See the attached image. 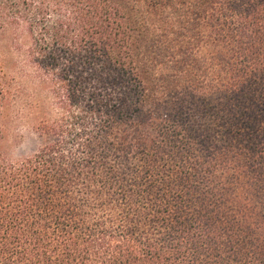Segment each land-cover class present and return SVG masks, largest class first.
<instances>
[{
  "label": "trees",
  "instance_id": "16d2710c",
  "mask_svg": "<svg viewBox=\"0 0 264 264\" xmlns=\"http://www.w3.org/2000/svg\"><path fill=\"white\" fill-rule=\"evenodd\" d=\"M8 31L0 141L12 85L47 102L0 264H264V0H0Z\"/></svg>",
  "mask_w": 264,
  "mask_h": 264
},
{
  "label": "rangeland",
  "instance_id": "374dc122",
  "mask_svg": "<svg viewBox=\"0 0 264 264\" xmlns=\"http://www.w3.org/2000/svg\"><path fill=\"white\" fill-rule=\"evenodd\" d=\"M28 41L23 35L15 36L14 31H8L0 37V69L4 63L8 67L14 64L15 56L13 51L17 46H25ZM218 50L217 47L206 42L199 49V54L206 56ZM16 88V90H15ZM18 92L20 98L17 110L12 108L9 111L10 122L6 130V137L0 141V151L11 160H16L32 154L39 148L42 139L35 131L37 124V113L46 106V96L34 85H12V92ZM17 121V122H16Z\"/></svg>",
  "mask_w": 264,
  "mask_h": 264
}]
</instances>
